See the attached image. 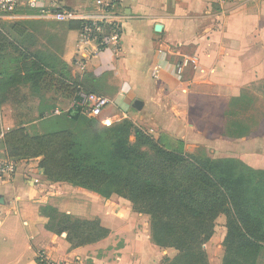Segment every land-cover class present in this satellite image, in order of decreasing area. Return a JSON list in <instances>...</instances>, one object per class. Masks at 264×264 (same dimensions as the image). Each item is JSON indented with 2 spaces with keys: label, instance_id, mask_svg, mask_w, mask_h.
I'll return each instance as SVG.
<instances>
[{
  "label": "crops",
  "instance_id": "1",
  "mask_svg": "<svg viewBox=\"0 0 264 264\" xmlns=\"http://www.w3.org/2000/svg\"><path fill=\"white\" fill-rule=\"evenodd\" d=\"M96 2L43 0L46 6L84 14L97 13ZM116 7L121 38L102 50L83 42L69 23L37 20L55 23L52 34H46L50 26L44 25V53L54 56L58 75L66 74L85 90L109 99L105 117L130 120L167 145L177 148L182 143L187 153L203 150L210 158H234L263 170L264 115L251 124L249 135H231L235 121L253 120L247 110H240L242 104L231 103L247 95L252 111L258 102L254 91H264V0H118ZM187 58L196 60V66L178 75L177 66ZM64 92L55 109L70 111L75 98ZM39 161L22 162L13 177L0 180L5 199L0 204V264H163L176 256V250L153 243L150 217L136 213L129 201L49 183ZM33 177L43 185H35ZM48 204L82 219L98 218L109 236L73 248L67 233L57 235L46 228L48 219L40 208ZM225 225L226 218L220 216L206 245L211 264L213 258L216 264L222 262Z\"/></svg>",
  "mask_w": 264,
  "mask_h": 264
},
{
  "label": "trees",
  "instance_id": "2",
  "mask_svg": "<svg viewBox=\"0 0 264 264\" xmlns=\"http://www.w3.org/2000/svg\"><path fill=\"white\" fill-rule=\"evenodd\" d=\"M84 25L71 22L69 28L80 32ZM32 66L39 75L31 74V81L42 78L40 64ZM59 77L75 100L78 92L92 93L66 74ZM237 103L245 111L253 100L245 95L233 100L231 107ZM44 118L40 120L49 129L42 135L32 136L24 127L4 134L5 157L17 164L40 159L38 167L49 183L129 201L136 213L150 217L153 243L176 250V256L165 258L163 264H211L206 245L220 216L226 218L227 229L221 264H264V169L234 158L213 159L203 150L190 154L182 143L173 148L127 119L105 127L80 108ZM251 124L256 125L253 120L235 121L231 135H249ZM40 211L48 219L46 228L57 235L67 233L73 248L95 244L110 234L98 218H77L50 204Z\"/></svg>",
  "mask_w": 264,
  "mask_h": 264
},
{
  "label": "rangeland",
  "instance_id": "3",
  "mask_svg": "<svg viewBox=\"0 0 264 264\" xmlns=\"http://www.w3.org/2000/svg\"><path fill=\"white\" fill-rule=\"evenodd\" d=\"M45 24L50 26L46 34H52V26L55 23L23 19L5 23L4 26L0 25V48H2L0 49V81L3 85L0 92V162L7 159L2 153L3 131L9 132L24 127L32 136L42 135L48 131L49 124H46V121L42 122L41 116L50 119L69 112V110L66 111L67 108H61L58 114L55 109V102L59 95L66 90L60 83L58 63L53 59L54 56H37L39 52H45L44 35L46 34L43 29ZM49 41L52 43V39ZM44 57L48 58L47 62L44 60L46 64H50L49 68L41 61ZM33 62L40 64L39 72L44 74L42 78L35 81L30 79L31 74L36 77L39 75L32 66ZM64 93L70 95L67 91ZM253 94L256 95L258 102L252 111L247 109V117L251 116L255 123L256 118L260 119L264 115V91L262 88H256ZM202 152L198 150L195 153ZM220 231V225H218L217 238ZM213 259L216 264L217 258Z\"/></svg>",
  "mask_w": 264,
  "mask_h": 264
},
{
  "label": "built area",
  "instance_id": "4",
  "mask_svg": "<svg viewBox=\"0 0 264 264\" xmlns=\"http://www.w3.org/2000/svg\"><path fill=\"white\" fill-rule=\"evenodd\" d=\"M220 3L224 0H211ZM118 0H112L106 4L103 0H97L98 11L95 14H84L77 10L57 9L46 6L43 0H0V25L5 22H14L23 19H35L56 23L83 22L85 25L80 31L81 40L85 43H94L102 50L110 45H117L121 38L119 17L116 13ZM196 66V60L185 59L177 66V74L182 75L183 70L190 66ZM78 100L74 101L73 109L80 108L87 116L99 119L105 127H111L116 121L105 117L104 112L110 105V100L83 91L77 93ZM58 114L59 110L56 111ZM125 120V119H123ZM122 121V120H120ZM119 122V121H118ZM19 168V164L6 159L0 162V180L13 177ZM35 185L42 186L40 178H31ZM46 264H61L57 261H48Z\"/></svg>",
  "mask_w": 264,
  "mask_h": 264
},
{
  "label": "water",
  "instance_id": "5",
  "mask_svg": "<svg viewBox=\"0 0 264 264\" xmlns=\"http://www.w3.org/2000/svg\"><path fill=\"white\" fill-rule=\"evenodd\" d=\"M141 106V102L137 101L135 103V108L138 109ZM5 203V199L3 196H0V204H4Z\"/></svg>",
  "mask_w": 264,
  "mask_h": 264
}]
</instances>
